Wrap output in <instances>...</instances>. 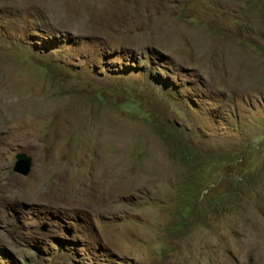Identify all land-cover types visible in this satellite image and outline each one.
Returning a JSON list of instances; mask_svg holds the SVG:
<instances>
[{"label":"rangeland","instance_id":"1","mask_svg":"<svg viewBox=\"0 0 264 264\" xmlns=\"http://www.w3.org/2000/svg\"><path fill=\"white\" fill-rule=\"evenodd\" d=\"M0 264H264V0H0Z\"/></svg>","mask_w":264,"mask_h":264},{"label":"water","instance_id":"2","mask_svg":"<svg viewBox=\"0 0 264 264\" xmlns=\"http://www.w3.org/2000/svg\"><path fill=\"white\" fill-rule=\"evenodd\" d=\"M32 166V159L29 155L24 152H19L15 155V161L13 164V171L26 176Z\"/></svg>","mask_w":264,"mask_h":264}]
</instances>
